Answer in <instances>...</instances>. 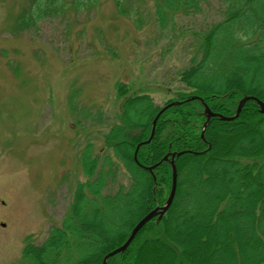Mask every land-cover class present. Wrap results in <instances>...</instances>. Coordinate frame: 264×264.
I'll return each instance as SVG.
<instances>
[{"label":"trees","instance_id":"trees-1","mask_svg":"<svg viewBox=\"0 0 264 264\" xmlns=\"http://www.w3.org/2000/svg\"><path fill=\"white\" fill-rule=\"evenodd\" d=\"M65 1L36 5L18 16V27L30 28L59 13ZM208 1L160 0L157 22L164 29L177 15L197 13ZM221 2L224 17L199 34L200 56L180 72L184 90L166 102L178 103L162 112L149 143L163 106L150 94L118 83L120 105L103 134L100 170V158L87 150L82 159L88 182L78 185L61 225L51 227L41 243H27L19 264H102L148 212L166 202L171 155L181 152L171 207L108 264H264V114L249 100L235 120L213 117L201 137L205 105L232 116L245 96L264 101V0ZM153 165L151 172L147 167ZM121 170L127 180L115 193H105Z\"/></svg>","mask_w":264,"mask_h":264},{"label":"rangeland","instance_id":"rangeland-1","mask_svg":"<svg viewBox=\"0 0 264 264\" xmlns=\"http://www.w3.org/2000/svg\"><path fill=\"white\" fill-rule=\"evenodd\" d=\"M32 1L0 0V264H18L29 236L39 243L61 225L89 180L86 150L100 170L118 82L158 105L176 98L180 72L200 56L199 34L226 9L210 0L163 29L160 0H68L57 15L20 29L17 17ZM123 170L105 193L127 180Z\"/></svg>","mask_w":264,"mask_h":264},{"label":"water","instance_id":"water-1","mask_svg":"<svg viewBox=\"0 0 264 264\" xmlns=\"http://www.w3.org/2000/svg\"><path fill=\"white\" fill-rule=\"evenodd\" d=\"M250 99H253V100H256L259 104H260V111L264 114V102L260 101L258 98L256 97H250V96H246L244 98H242L240 101H239V105L237 107V111L235 113L234 116L232 117H227V116H223V115H218L216 113H213L208 107H206V113H207V121L204 125V127L206 128L207 127V124L209 122V120L212 118V117H216V116H219L221 119L223 120H234L236 118L239 117V114L242 110V108L244 107L245 103L250 100ZM174 104V103H172ZM163 111V110H162ZM161 111V112H162ZM160 116V113L157 115V117L155 118L154 122H153V131H152V134H151V137L150 139H148L146 142H150V140L152 139L153 135H154V131H155V125L157 123V120ZM205 131V130H204ZM204 131L202 133V137H204ZM140 145L137 147L136 149V152H135V159H137L136 157V154H137V151L139 149ZM181 153H178V156L180 155ZM173 157V160L171 161V164H172V169H173V182H172V189H171V193L165 203V205L163 206H159L155 209H153L152 211H150L147 215H145L138 223L137 225L133 228L130 236L128 237V239L126 240V242L118 247L117 249L113 250L112 252L108 253L104 259H103V264H108L107 261H108V258L117 254V253H120V252H123L127 249V247L130 245V243L133 241V239L135 238V236L138 234V232L141 230V228L147 224L150 220H152L153 218L155 217H158V220H160L163 215L166 213V211L170 208L173 200H174V197H175V193H176V187H177V167H176V163H175V160H174V157H175V154L172 155ZM165 159H167V156L165 157ZM155 168V166H152V167H149V170L152 171L153 169Z\"/></svg>","mask_w":264,"mask_h":264}]
</instances>
